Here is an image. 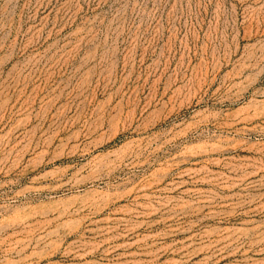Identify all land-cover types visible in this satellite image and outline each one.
<instances>
[{"label":"rangeland","instance_id":"374dc122","mask_svg":"<svg viewBox=\"0 0 264 264\" xmlns=\"http://www.w3.org/2000/svg\"><path fill=\"white\" fill-rule=\"evenodd\" d=\"M0 264H264V0H0Z\"/></svg>","mask_w":264,"mask_h":264}]
</instances>
